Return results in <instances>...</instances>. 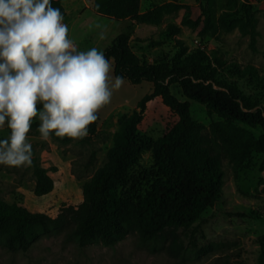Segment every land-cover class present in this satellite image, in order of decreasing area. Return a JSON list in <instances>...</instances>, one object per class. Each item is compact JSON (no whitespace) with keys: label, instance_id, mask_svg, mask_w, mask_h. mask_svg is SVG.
Returning <instances> with one entry per match:
<instances>
[{"label":"rangeland","instance_id":"374dc122","mask_svg":"<svg viewBox=\"0 0 264 264\" xmlns=\"http://www.w3.org/2000/svg\"><path fill=\"white\" fill-rule=\"evenodd\" d=\"M75 1L78 0L67 1L69 16L63 22L78 51L95 47L104 52L120 32L129 28L130 44L139 56L151 61L172 60L183 56V49L186 54L203 50L211 55L222 76L238 83L245 94L264 101V0L248 2L258 19L257 50L252 49L251 37L242 35L238 25L228 26L232 19H245L242 4L246 0H142V13L154 11L165 3L173 4L171 9L160 13L159 22L110 19L93 11L94 0H80L82 4L77 8L73 6ZM204 6L212 9V26L206 32H203ZM228 13L231 15L226 17ZM172 25L177 27V32L170 31ZM101 31L105 33L103 40ZM111 62L115 76L112 59ZM233 64L255 67L258 77L240 76ZM171 88L178 98L190 102L193 118L205 126L204 131L219 119L216 114L210 115L202 103L187 98L179 85ZM151 90V82L132 84L124 79L123 86L113 92L111 103L99 112L98 131L89 141L54 135L43 141L37 131L40 121L35 119L28 140L41 165L49 169L55 187L52 192L37 196L33 166L0 165V199L52 217L65 207H78L83 201V184L108 161L121 119L132 113ZM177 121L178 116L161 97H156L148 103L139 131L153 144ZM9 135L7 125L0 128V140ZM263 159L264 154L253 155L238 170L233 163L224 161L221 197L195 222L198 231L194 236L177 232L182 247L172 246L171 233L147 243L131 233L113 246L101 243L81 246L71 234V224L59 233L41 237L28 250H10L0 236V264H259L260 245L256 238L264 234V186L259 187L260 192L256 187L264 176L260 169ZM152 162L149 149L143 154L139 171L149 170Z\"/></svg>","mask_w":264,"mask_h":264},{"label":"trees","instance_id":"16d2710c","mask_svg":"<svg viewBox=\"0 0 264 264\" xmlns=\"http://www.w3.org/2000/svg\"><path fill=\"white\" fill-rule=\"evenodd\" d=\"M141 1L94 0L92 9L110 19L159 22L160 13L173 7L172 3H165L142 13ZM51 2L65 19L68 12L64 0ZM248 2L242 4L245 19H232L228 26L238 25L242 35L251 37L252 49L257 50L258 19ZM211 12L209 7H203V32L212 26ZM169 28L172 33L178 31L176 26ZM130 40L128 28L112 40L104 53L114 62L115 76L132 84L151 82V92L121 119L108 161L83 184V201L78 207H65L52 217L0 199V236L8 249L28 250L41 237L59 233L71 224V234L81 246H113L131 233L147 243L171 233L172 246L182 247L177 232L194 236L198 231L195 222L221 197L224 161L233 163L238 170L253 155L264 154V101L245 94L238 83L222 76L211 55L203 50L186 54L183 49V56L151 61L135 53ZM233 66L240 76L258 77L253 66ZM174 84L187 98L205 105L210 115H218L208 131L193 118L190 102L172 92ZM156 97H161L178 121L152 144L140 133L139 126L148 103ZM38 107L42 109V105ZM98 122L99 118L82 141H89L97 133ZM149 149L152 165L149 170L139 171L143 154ZM32 166L34 193L43 196L52 192L54 179L35 156L34 148ZM260 169L264 171V159ZM260 186H264V176L259 178L257 192ZM256 241L260 245L259 264H264V234Z\"/></svg>","mask_w":264,"mask_h":264},{"label":"clouds","instance_id":"9594fccd","mask_svg":"<svg viewBox=\"0 0 264 264\" xmlns=\"http://www.w3.org/2000/svg\"><path fill=\"white\" fill-rule=\"evenodd\" d=\"M63 20L51 0H0V128L10 130L0 165L32 166L28 134L37 118L43 141L84 139L124 84L104 52L78 51Z\"/></svg>","mask_w":264,"mask_h":264},{"label":"crops","instance_id":"0c3cea01","mask_svg":"<svg viewBox=\"0 0 264 264\" xmlns=\"http://www.w3.org/2000/svg\"><path fill=\"white\" fill-rule=\"evenodd\" d=\"M67 1L68 0H64V5H65V7L67 9V12H68L67 16H69V9L67 8V5H66ZM81 4H82V2L80 0H78V1H75V3L73 4V6L76 5V8H77L78 6H81ZM89 7L90 6L88 5V8ZM122 20H125V19H122Z\"/></svg>","mask_w":264,"mask_h":264}]
</instances>
